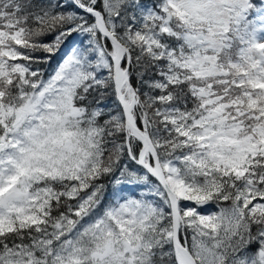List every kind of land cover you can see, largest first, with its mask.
I'll return each instance as SVG.
<instances>
[{"label":"snow or ice","instance_id":"snow-or-ice-1","mask_svg":"<svg viewBox=\"0 0 264 264\" xmlns=\"http://www.w3.org/2000/svg\"><path fill=\"white\" fill-rule=\"evenodd\" d=\"M261 33L254 0H0V264H264Z\"/></svg>","mask_w":264,"mask_h":264},{"label":"trees","instance_id":"trees-1","mask_svg":"<svg viewBox=\"0 0 264 264\" xmlns=\"http://www.w3.org/2000/svg\"><path fill=\"white\" fill-rule=\"evenodd\" d=\"M142 2L145 4V6H149L153 3V0H142ZM264 2V0H254V3H262ZM252 15L254 14H250L249 18H252ZM212 210H215L214 206L212 208Z\"/></svg>","mask_w":264,"mask_h":264},{"label":"rangeland","instance_id":"rangeland-1","mask_svg":"<svg viewBox=\"0 0 264 264\" xmlns=\"http://www.w3.org/2000/svg\"><path fill=\"white\" fill-rule=\"evenodd\" d=\"M261 36H264V33H261Z\"/></svg>","mask_w":264,"mask_h":264}]
</instances>
